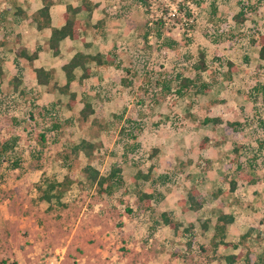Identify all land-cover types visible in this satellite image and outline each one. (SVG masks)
Here are the masks:
<instances>
[{"label": "rangeland", "instance_id": "rangeland-1", "mask_svg": "<svg viewBox=\"0 0 264 264\" xmlns=\"http://www.w3.org/2000/svg\"><path fill=\"white\" fill-rule=\"evenodd\" d=\"M178 1H185L190 18L172 14ZM194 1L147 0L144 8L137 0H109L108 25L88 28L92 43L86 50L107 53L113 61L96 66L95 76L73 89L90 96L104 128L77 122V106L51 104L64 95L43 87L13 89L12 73L21 77L27 68L13 58L10 39L0 42L7 74L0 70V264H146L158 251L164 264H216L212 230L202 229L201 222L212 226L223 211L237 218L238 228L224 236L240 244L236 264H264V61L254 42L264 35V0ZM239 8L244 19L237 24L232 16ZM157 18L163 21L159 35ZM199 50L205 70L195 72ZM186 75L209 90L179 89L177 79ZM216 117L219 123L209 120ZM81 136L95 143L92 156L79 153L65 166V143ZM86 162L102 174L120 166L111 194L83 182L79 171ZM150 166L157 175L153 186L151 178H131ZM69 170L74 182L63 190L62 203L39 199L36 185L43 189L44 179L55 181ZM189 188L203 204L186 213L178 200ZM142 189H150L153 199L171 194L163 205L144 211L136 198ZM161 209L195 229L163 234L156 253L142 252L145 232L135 238L129 224L123 228V216L137 217L144 227L149 216L162 223ZM240 231L248 232L246 238H238Z\"/></svg>", "mask_w": 264, "mask_h": 264}, {"label": "crops", "instance_id": "crops-1", "mask_svg": "<svg viewBox=\"0 0 264 264\" xmlns=\"http://www.w3.org/2000/svg\"><path fill=\"white\" fill-rule=\"evenodd\" d=\"M81 2H84L85 7H83L81 10H79L76 13V17L81 21L82 25H83V32L80 33L79 37L74 38V39H68V38H63L61 39L58 44H57V53L54 54L52 53V50L48 47L47 45V38L49 36L50 33V27L49 26H43L41 29H37L35 27V22L32 19V15L33 13L39 9L44 3L48 4V14H49V20H50V26H60L63 23V12L65 10V5L66 4H71V5H79ZM109 2V0H0V34L4 37L0 39V42L2 44L7 43V41H10V45H12V47H10L9 50H11L12 52V56L14 59H18L19 63L21 65H24L26 69H24L23 71H21L22 76H18L17 74H13L11 75V81L10 85L12 83V79L13 78H17L20 82L17 85L15 90H18L20 88V86H27V88H33L32 86L36 87V88H45L51 91V93H53V95L58 94V95H64L65 96V100L61 101L60 99H58V97H54V99L50 102L53 106H55L56 108L58 107H64L67 110H73L76 106V115L74 116L77 122H89L92 125H96L99 128H104L107 126V123L103 122L100 123L98 121V118L94 115V107L93 104L91 102L90 96L88 94H86L85 92H77V90L73 89V85L74 83L78 86H80L81 88L83 86H85V82L87 81V79H90V77L95 76V73L93 74V70L96 68V66H101V65H97L93 62H89L87 63V66H89V76L87 78H84L82 80H78V76L80 75L81 71L80 69L76 68L74 69V75L75 78L70 82L69 84V91H72L75 93V103L71 106V107H67V94L65 93H61L58 91V89L56 88L57 86H61L64 81H65V76H64V72L61 68L62 64L67 61L75 52H82L84 54H95V53H100L101 52H90V50H86L87 46H90L92 41L91 38L87 37V30L88 28H96V27H102V25H108V17L105 16V11L107 10L106 5ZM106 7V8H105ZM6 32V33H5ZM3 34H6V36H4ZM104 35H107V33H104ZM6 40V41H5ZM20 48H24V50L27 53H30L32 51L36 52V57L34 59L31 60V62H28L26 58L24 57H19L16 55V51L19 50ZM103 56L109 57L111 59V55L104 53L102 54ZM4 59V58H3ZM113 60L111 59V62ZM111 62H105L104 64H108L110 65ZM4 63V60H3ZM7 65H9V63L6 62ZM10 67V66H7ZM32 68H42L43 70H46L49 72V81L47 84H37L36 80H35V76L33 73ZM0 70L3 73V77H7V74L4 75V66L0 65ZM8 80L6 82L5 85H7ZM11 87L13 88V83L11 85ZM86 100L91 104V107L93 109V112L89 115L87 120H80L78 118V110L81 108L82 106V101ZM92 119H94L95 121H92ZM80 139H85L90 143H93L95 145V143L93 141H91L90 139H88L85 136H81L79 138ZM78 140V141H79ZM77 141V142H78ZM77 142H71V143H77ZM70 143V144H71ZM67 145V146H66ZM69 143H65L66 148L68 147ZM66 150V149H65ZM94 152V149L92 151V153L86 157L82 152L81 153L85 158H89L92 156ZM79 153L77 154V156L79 155ZM62 156V155H61ZM77 156H75L74 158H76ZM63 162L65 163V166L67 164V162H65V160H63ZM88 164L93 165L90 162H86ZM85 163V164H86ZM83 164V165H85ZM82 165V166H83ZM81 166V167H82ZM81 167H80V171L79 173H81ZM120 167V166H119ZM96 168V167H95ZM98 169V168H97ZM152 168L150 170V174H149V178L147 180H143L140 179L141 182H147L150 178L151 180L149 181L151 186H153V182L155 180V176L152 173ZM109 170V169H108ZM99 171V170H98ZM146 172V171H145ZM100 174H102L99 171ZM68 176H70L71 178V183L68 185V187L74 182L73 180V172L72 170H69L67 172ZM135 173H133L134 175ZM133 175L131 176V178L133 177ZM154 175V176H152ZM81 179L83 180V182H87L85 180L84 175L81 173ZM63 179V177H61L60 179H55L56 181H61ZM133 179V178H132ZM44 180H48V179H44ZM134 180V179H133ZM196 189L198 190V188L196 187ZM140 192H145V193H151L150 189H142V191ZM63 194V193H62ZM171 193H161V197L159 198V196H157V199H153V197L149 200V204L148 205H153V204H158V205H163V202L165 199H167L168 195H170ZM62 197V196H61ZM61 197L58 199L59 202H56L58 204L62 203L61 201ZM185 197V196H184ZM182 197V198H184ZM180 198V199H182ZM55 201L54 198H51ZM50 199V200H51ZM50 200L48 202H50ZM150 207L148 206V208L146 210H148ZM166 209V208H164ZM164 209H161V212H166V211H162ZM144 210V211H146ZM193 210H185L184 212L188 213L191 212ZM173 214H175V210L174 212L172 211ZM221 213H229L232 217V221L230 223H227L225 225V228L222 230L223 232V238H221V240L223 242H231V239H226L224 238V236H227L228 233L231 232V230L233 228H238V223H237V218L235 217L234 213L232 212H221ZM175 216V215H174ZM216 218V217H215ZM215 218L214 220H212V226H210L208 224L207 221H202L201 222V227L204 230H212V234H213V224L215 222ZM123 219L125 220L124 222V226L123 228L127 227V224H129L131 231L133 236L135 238H137V233L144 231L145 234L143 233V235H141V237L143 238V247L139 248L138 250H141L142 252H154L156 253L158 251V247L159 245H157V242L161 243V239L167 234L169 237H171V235H175L178 233V231L173 232L167 225L163 224L160 222V224H156L155 223V219L156 218H152L151 216H149V218L147 217V222L144 221L145 224L144 227L146 226V223L149 222L150 226H146L145 229L144 227H140L138 226L139 220L137 217H128V216H123ZM175 219V220H174ZM174 221L179 222L180 226L178 227V229H183L185 227H188V225H191L192 230L195 229L194 225L187 221V223L184 225L183 223V219H181L178 216L174 217ZM157 220V219H156ZM74 221V220H73ZM62 226V225H61ZM160 226V227H159ZM147 228H149V230H147ZM65 230V235L67 232V227H64ZM70 231H72V227L69 228ZM203 230V231H204ZM171 231V232H170ZM162 233V234H161ZM246 233L247 236V231H240V233H238V238H242L241 234ZM164 234V236H163ZM212 234L210 235L212 238ZM221 236H216L215 238H212V250L219 252L218 255H215L216 258H219V260H216L215 258V263L220 262L221 264H236L237 261L240 259V256L242 254V252H240V244L238 242H235L233 244H235V246H231V245H224L222 243H220L219 241V237ZM246 236L244 238H246ZM68 239V238H66ZM68 241V240H67ZM233 242V241H232ZM231 242V243H232ZM185 246V245H184ZM229 246L232 247V249L229 250ZM160 248V247H159ZM159 253V256H158ZM157 256L155 258H149L147 260L146 264H164L162 263L163 260V256L161 255V252L158 251ZM239 255L237 258H235V260H233V262H227V258L230 255ZM136 264V263H135ZM213 264V263H210Z\"/></svg>", "mask_w": 264, "mask_h": 264}, {"label": "trees", "instance_id": "trees-1", "mask_svg": "<svg viewBox=\"0 0 264 264\" xmlns=\"http://www.w3.org/2000/svg\"><path fill=\"white\" fill-rule=\"evenodd\" d=\"M46 1V0H45ZM144 8H147L149 5L147 4V0H137ZM200 0L194 1L197 3ZM185 2V1H184ZM184 2L180 3L178 1L176 3V7L174 14H178L182 12L186 18H190L191 11L187 7V5H183ZM83 7H85L84 2H81L79 5H71L66 4L65 10L63 12V23L56 27V26H50V20H49V14H48V4L44 3L39 9H37L33 15L32 19L35 22V27L37 29H41L43 26H49L50 27V33L47 38V45L52 50V53H57V44L58 42L63 38L68 39H74L79 37L80 33L83 32L84 28L81 23V21L75 16L76 13L81 10ZM166 13V11H165ZM185 18V19H186ZM233 21L237 24H240L244 19V11L242 8H239L237 12H235L232 16ZM155 34H160V27L163 24V21L160 18H157L155 21ZM186 26L188 25L187 21H185ZM147 32V31H145ZM168 42V41H166ZM256 46H257V58L259 60L264 61V35L259 34L257 38L254 40ZM166 45H170V43H164ZM16 55L19 57H24L27 59L28 62H31L32 59L36 57V52L32 51L30 53H27L24 48H20L16 51ZM93 62L97 65H102L105 62H111V59L109 57L103 56L100 53L95 54H84L82 52H75L67 61H65L61 68L64 72L65 81L61 86H57L59 92L67 94V107H71L75 103V93L72 91H69V84L70 82L75 78L74 75V69L78 68L80 69L81 73L78 76V80H82L84 78H87L89 76V66H87V63ZM228 72L234 69L233 65L228 62ZM35 80L37 84H47L49 81V72L46 70H43L42 68H32ZM193 70L195 72H201L205 70V64H204V54L201 50L197 52V60L193 64ZM192 76H179L177 79L178 88H186V87H193L194 91L200 92V93H206L209 90V86L205 83L196 84V81ZM19 80L17 78L12 79L13 83V89H16L17 85L19 84ZM93 112V109L91 107V104L84 100L82 101V106L78 110V118L80 120H87L89 115ZM208 120V119H205ZM213 121L214 123H219V118H212L209 119ZM92 121H95L92 119ZM120 132L122 133L124 130V127L119 128ZM132 139L135 138L134 135L131 136ZM5 148V145H4ZM95 148V145L93 143L88 142L85 139H80L77 143H71L68 145L64 153L62 154V159L65 161L70 160L71 158H74L77 156L79 152H82L86 157H88L93 149ZM156 152V149H153L152 154ZM14 164H17L14 162ZM69 163L66 164L68 166ZM121 168L117 165H113L109 168V170L105 174H100L98 169L95 168L93 165L86 163L81 167V173L84 175L85 180L90 185L94 186L96 188V191L100 194H111L112 187L117 184L118 177L116 176L120 172ZM151 166L146 169V172L141 173V171L137 170L135 174L133 175V179L141 178L143 180H147L149 178ZM244 178H248V175H243ZM71 183V178L68 175H64L63 179L61 181H49L45 180L44 188L41 189L39 185H36V189L40 190L41 194L39 195V199L44 201H49L51 198L55 199V202H59L58 199L62 196V193L64 192L66 188H68V185ZM234 187V182H231L230 188L232 189ZM56 188H59L58 191ZM54 191L52 193L51 191ZM137 198V208L139 210H146L148 208L149 200L152 198L151 193H145L140 192L136 196ZM58 204V203H57ZM179 208L181 211L185 210H197L199 209L203 204V198L200 196L198 191L195 188H189L186 193L185 197L178 200ZM162 223L167 225L173 232H176L178 230V227L180 226L179 222L174 221L170 219L167 212H162L160 214ZM232 221V217L229 213H219L216 218L215 222L213 224V234L212 238H215L216 236H221L223 233V229L225 228V225L227 223H230ZM189 228L191 225H188ZM223 236V235H222ZM219 237L220 243L224 245H231L235 246V244L231 242H223L221 238ZM246 236V233L241 234V237L244 238ZM239 255H230L227 258V262H233L235 258H237Z\"/></svg>", "mask_w": 264, "mask_h": 264}]
</instances>
